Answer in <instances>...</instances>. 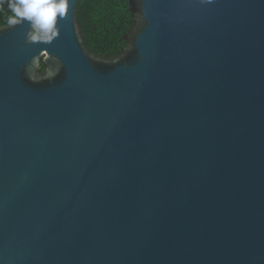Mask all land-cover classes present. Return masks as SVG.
Segmentation results:
<instances>
[{"label":"water","instance_id":"obj_1","mask_svg":"<svg viewBox=\"0 0 264 264\" xmlns=\"http://www.w3.org/2000/svg\"><path fill=\"white\" fill-rule=\"evenodd\" d=\"M66 2L0 28V264H264V0H127L111 58Z\"/></svg>","mask_w":264,"mask_h":264},{"label":"trees","instance_id":"obj_2","mask_svg":"<svg viewBox=\"0 0 264 264\" xmlns=\"http://www.w3.org/2000/svg\"><path fill=\"white\" fill-rule=\"evenodd\" d=\"M9 0H0V28L10 25ZM75 18L84 46L96 56L111 58L125 46L124 36L133 27L127 0H78ZM44 68L40 63L39 71Z\"/></svg>","mask_w":264,"mask_h":264},{"label":"clouds","instance_id":"obj_3","mask_svg":"<svg viewBox=\"0 0 264 264\" xmlns=\"http://www.w3.org/2000/svg\"><path fill=\"white\" fill-rule=\"evenodd\" d=\"M12 16L8 23L16 25L22 21L29 22L35 30L32 39L39 35L41 38L51 39L49 33L53 31L57 16L63 17L67 10L66 0H9Z\"/></svg>","mask_w":264,"mask_h":264},{"label":"flooded vegetation","instance_id":"obj_4","mask_svg":"<svg viewBox=\"0 0 264 264\" xmlns=\"http://www.w3.org/2000/svg\"><path fill=\"white\" fill-rule=\"evenodd\" d=\"M133 17V16H132ZM133 22H134V18H133ZM114 57V56H113Z\"/></svg>","mask_w":264,"mask_h":264}]
</instances>
